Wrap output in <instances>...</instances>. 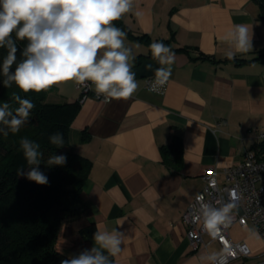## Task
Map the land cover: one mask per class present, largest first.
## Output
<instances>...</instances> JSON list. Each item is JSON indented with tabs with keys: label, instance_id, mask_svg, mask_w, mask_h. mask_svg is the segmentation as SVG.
Listing matches in <instances>:
<instances>
[{
	"label": "crops",
	"instance_id": "0c3cea01",
	"mask_svg": "<svg viewBox=\"0 0 264 264\" xmlns=\"http://www.w3.org/2000/svg\"><path fill=\"white\" fill-rule=\"evenodd\" d=\"M258 11L253 0H133V10L120 19L132 34H146L151 42L172 37V47L190 49L172 50L163 90L149 92L142 77L127 100L90 96L79 102L68 128L69 146L91 162L81 198L96 231L117 229L125 237L113 264H213L208 257L220 253L207 235L194 248L181 216L203 187L204 171L215 167L222 181L223 168L239 162L264 127V21ZM234 24L253 32L252 50L236 55L250 61L220 60L229 48L223 37ZM125 45L133 56L151 52L148 42L127 34ZM78 98L71 81L45 92L49 102ZM172 137L182 142L177 169L160 150ZM229 233L251 249L230 264H264V236L252 224L235 223ZM90 243L94 247L93 237Z\"/></svg>",
	"mask_w": 264,
	"mask_h": 264
},
{
	"label": "clouds",
	"instance_id": "9594fccd",
	"mask_svg": "<svg viewBox=\"0 0 264 264\" xmlns=\"http://www.w3.org/2000/svg\"><path fill=\"white\" fill-rule=\"evenodd\" d=\"M132 10L133 0H0V48L7 50L0 65L3 86L11 88L15 84L24 93H40L71 81L81 87L93 86L106 103L129 99L139 87L131 64L135 57L125 45L126 33L114 22ZM223 39L229 46L225 53L229 60L253 48V32L246 24H234ZM17 41L27 42L19 62ZM148 47L152 58L161 65L154 69L155 79L148 88L155 93L169 80L175 53L160 41H153ZM145 68L151 71L153 65L149 63ZM13 98L19 104L14 112L8 102L0 105V125L6 126L0 127V133L4 136L9 130L18 133L35 107L31 100L18 94H13ZM49 140L58 146L64 143L60 132ZM20 147L31 167L19 175L39 185L48 184V177L39 170L40 145L21 138ZM66 162V155H53L47 165L62 166ZM235 206L232 202L219 207L202 204L197 219L203 220L209 235L216 236L221 225L231 223ZM124 239L117 229L97 230L93 234L94 247L71 255L60 264H112L110 257L121 252ZM208 259L214 261L215 256Z\"/></svg>",
	"mask_w": 264,
	"mask_h": 264
},
{
	"label": "trees",
	"instance_id": "16d2710c",
	"mask_svg": "<svg viewBox=\"0 0 264 264\" xmlns=\"http://www.w3.org/2000/svg\"><path fill=\"white\" fill-rule=\"evenodd\" d=\"M253 1L259 8L257 18L264 21V0ZM114 23L133 39L152 43L146 34H132L122 20ZM172 39L155 41L163 42L172 50L187 52L190 49L189 46L172 47ZM26 43L17 41V62L23 59L21 52ZM6 54L7 50L0 48V65ZM145 56L152 57L151 52L134 56L135 64H139ZM220 60L235 63L250 61L237 56L232 60L226 56ZM14 67L15 65L13 70ZM3 78L0 75V105L8 102L14 112L19 104L14 100L13 94H18L21 98L31 100L35 107L18 133L10 130L7 136L0 133V264H60L61 260L71 255L85 249L90 250L93 247L90 240L96 232L90 218L91 210L81 198L82 186L91 162L68 144V128L80 103L78 99L49 102L45 100V91L24 93L15 84L11 88H5ZM57 132L63 134V145L52 144L49 140ZM87 137L82 132L81 139L85 140ZM21 138H28L40 145L42 157L39 170L48 177V184L39 185L26 176L19 175L22 170L26 173L31 167L20 147ZM160 148L164 162L176 169L181 167L182 142L179 137H172L170 142ZM61 154L67 156L66 164L47 165L49 157ZM71 222L78 224L77 247L72 252L65 253L58 247V239L63 225ZM110 260L113 264V257Z\"/></svg>",
	"mask_w": 264,
	"mask_h": 264
},
{
	"label": "built area",
	"instance_id": "2783aa9c",
	"mask_svg": "<svg viewBox=\"0 0 264 264\" xmlns=\"http://www.w3.org/2000/svg\"><path fill=\"white\" fill-rule=\"evenodd\" d=\"M154 79V75L146 77L145 85L149 88ZM164 86L160 87L159 91L163 90ZM76 88L79 91V102L90 96L103 98L96 95L91 85H76ZM254 138V147L244 148L239 162L223 168L222 181H219L215 167L204 171L203 187L189 202L181 216L186 226V236L194 248L204 242L203 235L220 245L221 251L215 256L213 264H230L236 259L250 256L251 249L244 240H234L230 237L229 231L233 224L245 227L250 223L264 236V127L254 132ZM229 202L236 205L231 213V223L221 225L216 236L209 235L203 228V220L197 219L201 205L219 207Z\"/></svg>",
	"mask_w": 264,
	"mask_h": 264
},
{
	"label": "rangeland",
	"instance_id": "374dc122",
	"mask_svg": "<svg viewBox=\"0 0 264 264\" xmlns=\"http://www.w3.org/2000/svg\"><path fill=\"white\" fill-rule=\"evenodd\" d=\"M73 84L75 86L74 82ZM77 226L78 224L76 222H71L65 223L62 227L58 239V247L65 253L72 252L77 247Z\"/></svg>",
	"mask_w": 264,
	"mask_h": 264
},
{
	"label": "water",
	"instance_id": "95a60500",
	"mask_svg": "<svg viewBox=\"0 0 264 264\" xmlns=\"http://www.w3.org/2000/svg\"><path fill=\"white\" fill-rule=\"evenodd\" d=\"M142 55H147V54H142ZM152 64L153 65V70L149 71L146 70L145 66L147 64ZM158 68V62L155 61L152 57L145 56L142 58L140 63L138 65H135L132 67V71L136 73V78H142V77H148L154 75V69Z\"/></svg>",
	"mask_w": 264,
	"mask_h": 264
}]
</instances>
